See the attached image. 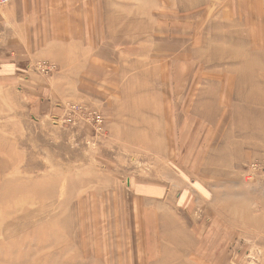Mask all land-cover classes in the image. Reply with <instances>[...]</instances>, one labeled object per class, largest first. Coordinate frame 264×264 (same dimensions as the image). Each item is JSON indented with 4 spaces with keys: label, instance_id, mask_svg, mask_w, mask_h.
Returning a JSON list of instances; mask_svg holds the SVG:
<instances>
[{
    "label": "rangeland",
    "instance_id": "rangeland-1",
    "mask_svg": "<svg viewBox=\"0 0 264 264\" xmlns=\"http://www.w3.org/2000/svg\"><path fill=\"white\" fill-rule=\"evenodd\" d=\"M14 1L0 264H264V0Z\"/></svg>",
    "mask_w": 264,
    "mask_h": 264
},
{
    "label": "crops",
    "instance_id": "crops-1",
    "mask_svg": "<svg viewBox=\"0 0 264 264\" xmlns=\"http://www.w3.org/2000/svg\"><path fill=\"white\" fill-rule=\"evenodd\" d=\"M66 2H71L70 0H65ZM80 0H72L71 6H74L77 2ZM36 2H42L43 4H48L49 2H52V0H15L13 2V5H10L8 8L2 9L3 13V18L2 21L6 22L9 26V33L10 35L8 36L9 39L2 38L1 42L4 48V51L8 53V55H12L13 53L17 52L18 49H21L22 46L24 47V44H22L23 40L26 42L27 37L25 39H20L18 42V38L14 35V30H16V27L13 29V25L18 23V19L20 17L25 18V22L28 23L30 20L27 18L28 15H30L27 11V9L30 8H36L35 6H40L36 5ZM79 3V2H78ZM66 7H68V4H66ZM6 12V13H5ZM28 20V21H27ZM75 21V20H74ZM73 21V22H74ZM77 22V21H76ZM22 29H27V28H22Z\"/></svg>",
    "mask_w": 264,
    "mask_h": 264
},
{
    "label": "built area",
    "instance_id": "built-area-1",
    "mask_svg": "<svg viewBox=\"0 0 264 264\" xmlns=\"http://www.w3.org/2000/svg\"><path fill=\"white\" fill-rule=\"evenodd\" d=\"M12 0H0V5H3V4H6V3H9L11 2ZM70 108H79L81 109L82 111L86 112L89 116V118L95 123L96 127L101 129V126H102V122H103V117L100 113H98L97 111H92L88 108L87 105H70L69 106Z\"/></svg>",
    "mask_w": 264,
    "mask_h": 264
},
{
    "label": "bare ground",
    "instance_id": "bare-ground-1",
    "mask_svg": "<svg viewBox=\"0 0 264 264\" xmlns=\"http://www.w3.org/2000/svg\"><path fill=\"white\" fill-rule=\"evenodd\" d=\"M227 41H228V40H227ZM225 55H226V54H225ZM225 55H223V56H225ZM253 57H254V56H253ZM226 58H228V56H226ZM240 59H241V58H240ZM251 59H252V58H251ZM216 61H219V59L217 58ZM234 62H235V61H234ZM252 63H253V62H252ZM255 63H256V62H255ZM255 63H254V64H255ZM254 64H252V65L254 66ZM240 65H241V64H240ZM256 65H257V64H255V66H256ZM241 66H242V65H241ZM241 68H243V66H242ZM249 69H250V68H249ZM247 70H248V69H247ZM260 71H261V70H260ZM251 72H252V71H251ZM247 73H248V72H247ZM250 74H251V73H250ZM260 74H261V73H260ZM263 74H264V73H263ZM240 76H241V75H240ZM256 76H257V75H256ZM243 77H244V76H243ZM263 77H264V76H263ZM239 79H240V78H239ZM252 79H253V78H252ZM261 79H262V78H261ZM263 79H264V78H263ZM263 79H262V80H263ZM243 80H244V79H243ZM258 80H259V79H257V81H258ZM263 81H264V80H263ZM241 82H242V81H241ZM243 82H244V81H243ZM243 82H242V83H243ZM246 82H247V81H246ZM249 82H250V81H249ZM252 82H253V81H252ZM263 83H264V82H263ZM258 96H259V95H258ZM144 98H145V97H144ZM144 100H145V99H144ZM141 101H142V100H141ZM145 102H146V101H145ZM134 104H135V103H134ZM132 105H133V104H132ZM142 105H143V104H142ZM144 105H146V104H144ZM146 106H147V105H146ZM133 107H134V105L132 106V108H133ZM135 107H136V105H135ZM213 108H214V107H213ZM218 109H219V108H218ZM218 109H217V110H218ZM256 111H257V110H256ZM261 112H262V111H261ZM217 113H218V111H217ZM256 114H257V113H256ZM210 119H211V118H210ZM9 160H10V159H9ZM57 222H59V221H57ZM55 223H56V221H55ZM56 224L58 225V223H56ZM149 224H151V223H149ZM60 225H61V224H60ZM55 226H56V225H55ZM51 229H52V228H51ZM53 229H54V228H53ZM45 231H46V229H45ZM54 233H57V232H54ZM50 234H52V233H50ZM55 235H59V233H57V234H55ZM44 236H45V235H44ZM41 237H42V236H41ZM45 237H46V236H45ZM48 237H49V236H48ZM54 237H55V236H54ZM56 237H57V236H56ZM41 239H42V238H41ZM43 239H44V238H43ZM43 239H42V240H43ZM45 239H46V238H45ZM51 239H52V238H51ZM51 239H50V240H51ZM154 239H155V238H154ZM54 240H56V239H54ZM51 241H52V240H51ZM51 241H49V244H50ZM56 241H57V240H56ZM59 241H60V240H59ZM57 243H58V242H57ZM57 243H56V244H57ZM154 243H155V242H154ZM47 244H48V243H47ZM56 244H55V245H56ZM50 245L53 246L54 244L52 243V244H50ZM48 246H49V245H48ZM48 246H47V247H48ZM52 246H51V247H52ZM56 246H57V245H56ZM43 248H44V247H43ZM59 249H60V248H59ZM60 251H61V250H60ZM60 253H61V252H60ZM59 255H60V254H59ZM59 257H60V256H59ZM65 257H66V256H65ZM70 257H72V256H70ZM60 258H61V257H60ZM67 258H68V257H67ZM52 259H53V258H52ZM63 259H64V257H63ZM60 260H62V259H60ZM34 261H35V260H34ZM41 261H43V260H41ZM46 261H48V262H47V263H45V262L40 263V261H39L38 264H48V263L50 262L49 260H46ZM54 261H55V260H54ZM54 261L52 260L53 263H54ZM58 261H59V260H58ZM66 261H68V260H66ZM52 262H51V264H52ZM30 264H32V263H30ZM36 264H37V263H36ZM49 264H50V263H49ZM57 264H58V263H57ZM59 264H62V262L59 261Z\"/></svg>",
    "mask_w": 264,
    "mask_h": 264
}]
</instances>
